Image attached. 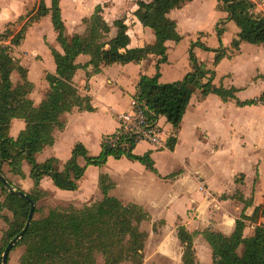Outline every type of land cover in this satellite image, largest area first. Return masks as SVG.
I'll return each instance as SVG.
<instances>
[{"label": "crops", "instance_id": "0c3cea01", "mask_svg": "<svg viewBox=\"0 0 264 264\" xmlns=\"http://www.w3.org/2000/svg\"><path fill=\"white\" fill-rule=\"evenodd\" d=\"M40 1L0 0V33L37 9ZM152 1L61 0L66 35L69 38L84 36L83 20L91 18L100 6L111 28L109 39L116 38L119 33L115 22H122L130 39L129 49L154 45V32L135 16L139 2ZM251 1L258 6L256 16L264 17L261 7L264 0ZM44 2L51 7L52 0ZM168 17L176 23L182 40L166 45L165 63L159 64L161 57L151 55L140 63L102 65L101 71L95 74L92 66L85 67L91 60L89 55L76 58L80 67L73 82L81 97L91 99L93 111L75 108L65 114L62 117L65 128L54 131V144L38 153L36 161L43 164L55 158L63 165L71 159L77 144L83 145L89 156L98 157L104 138L118 129L119 115L129 110L141 77L152 78L159 72L160 84L181 82L194 70L191 53L208 71L203 83L214 74L212 84L217 88L235 89L236 100L224 102L216 94L202 98L198 90L192 96L178 131L163 117V126L174 134L168 148L154 151L147 144H140L133 152L140 157L149 155L155 172L125 156L120 159L111 156L103 167L88 166L76 191L56 188L50 177L41 180L40 189L61 203L83 209L103 199L100 177L104 174L113 184L109 196L126 206L137 205L149 215V220L141 224V229L149 235L143 264H183L184 247L178 238L179 226L193 235L196 263L213 264L212 249L203 233L213 231L230 236L242 214L251 217L262 205L259 195L263 194V186L256 188L254 197L249 194L255 177L260 175V184L264 176V108L256 103L264 96V44L240 41V28L229 19L218 0H189L181 9L171 11ZM57 38L48 15L29 27L21 44L11 51L14 60L27 71V79L33 86L29 98L36 108L41 106L50 90L48 74L56 75L52 50L63 53ZM218 55L222 58L215 63ZM11 79L13 83L21 81L16 72ZM252 101L251 105L238 104ZM25 129L24 120H12L10 138L16 140ZM174 139L176 142L171 149ZM78 164L85 166V159L78 158ZM3 172L25 194L34 190L28 162H23V177L12 174L9 165H4ZM239 177L245 178L241 188ZM227 184L230 185L228 190L225 189ZM239 189L250 206L246 207L237 198L232 199ZM223 196L228 198L223 199ZM247 222L251 221H246L244 235L251 237L254 232L249 234L248 231L253 228L247 227Z\"/></svg>", "mask_w": 264, "mask_h": 264}, {"label": "trees", "instance_id": "16d2710c", "mask_svg": "<svg viewBox=\"0 0 264 264\" xmlns=\"http://www.w3.org/2000/svg\"><path fill=\"white\" fill-rule=\"evenodd\" d=\"M188 1L153 0L150 3H138L135 16L156 36L154 45L143 48H128L130 39L122 22H115L119 33L116 38L109 39L111 28L104 20L100 6L91 18L83 20L86 26L84 36L67 37L60 7L61 0H52L50 8L41 0L37 9L19 18L16 23L9 24L0 33V40L4 42L0 46V172L14 190L22 191L3 172V167L9 165L12 174L23 177L24 161L31 166V178L35 188L27 195L35 205L40 196L45 194L40 189V182L44 177H50L55 187L62 191H76L87 167H103L111 156L116 159L125 156L149 166L155 172L149 155L140 157L134 155L133 151L123 154L110 149L104 143L102 153L98 157L89 156L86 148L77 144L71 159L63 165L55 158L39 164L36 155L54 144V131L65 128L62 120L65 114L71 113L75 108L93 111L91 99L81 97L73 82L80 67L76 64V58L82 54L89 55L91 60L85 67L92 66L95 74L101 71L102 65L140 63L151 55L161 57L159 64L165 63L168 50L166 45L170 42L177 44L182 40L176 23L168 15L173 10L181 9ZM218 2L228 12L229 19L234 20L240 28V41L252 45L264 44V17L250 14V10L255 7L251 0ZM48 15L52 18L63 53L52 50L57 66L56 75L48 74L50 90L41 106L36 108L29 98L33 86L27 79V71L14 60L11 51L13 47L21 44L29 27ZM23 22V26L16 30ZM221 58L222 56L218 55L215 63ZM190 59L194 70L183 81L160 84L158 72L152 78L142 76L138 85L139 98L147 102L155 116L165 117L175 131L180 129L196 91H201L202 98L216 94L224 102L236 100L235 89L217 88L212 84L214 74L207 83H203L208 71L198 64L193 53L190 54ZM14 72L21 78L18 83H13L11 79ZM238 104L244 106L254 102ZM14 119H22L26 123L25 131L16 140L9 136L10 125ZM175 142L174 139L170 143L171 149L174 148ZM80 157L86 161L83 167L78 164ZM0 187L2 193H5L4 201H0V210L7 209L14 215L13 221L5 218L9 229L2 239L5 244L0 248V264L9 242L25 229L24 236L12 249L13 251L17 247H25L20 264H143L149 235L141 229V224L149 220V215L137 205L126 206L117 198L109 196L113 184L108 176L103 174L100 177V187L104 195L101 201L83 209L70 206L67 209L51 210L40 219L33 217L29 226L27 222L31 208L28 200L10 194L7 186L1 181ZM227 198L223 196V199ZM236 198L237 195L232 197ZM238 200L245 203L246 207L251 205L244 201L242 195L238 196ZM260 211V218H264L263 206L257 208L252 217L242 214L230 236L213 231L203 233L212 249L213 264H264V223L255 228L251 237L244 235L246 221L257 222ZM37 212L38 210H35V213ZM178 238L184 247L183 264H197L193 235L185 227L179 226Z\"/></svg>", "mask_w": 264, "mask_h": 264}, {"label": "built area", "instance_id": "2783aa9c", "mask_svg": "<svg viewBox=\"0 0 264 264\" xmlns=\"http://www.w3.org/2000/svg\"><path fill=\"white\" fill-rule=\"evenodd\" d=\"M257 7L255 5L250 10V14L257 15ZM261 7L264 9V3ZM3 44L4 42L1 41L0 45ZM256 103L264 108V96L257 99ZM162 118V116H155L147 102L136 95L130 102L129 110L119 115V127L116 132L106 136L103 143L110 149L123 154L134 152L133 148L140 144H147L154 151L167 149L174 134L166 130L162 124Z\"/></svg>", "mask_w": 264, "mask_h": 264}, {"label": "rangeland", "instance_id": "374dc122", "mask_svg": "<svg viewBox=\"0 0 264 264\" xmlns=\"http://www.w3.org/2000/svg\"><path fill=\"white\" fill-rule=\"evenodd\" d=\"M23 24H24V22L19 24L16 27V30H19L23 26ZM0 42H1V40H0ZM262 174H264V168H263ZM251 175L252 174H250V178H251ZM258 176H260V175H257V177H255L254 184L250 186L251 193L249 194V196L250 197H254V192H255L256 188L258 186H260V185L263 186V189H262L263 194L259 195V200L262 202L261 206L264 207V176H263V179L261 180L262 184L261 183L259 184L260 180H259ZM239 178H238V185L241 188L244 185L245 178H242V177L240 179ZM251 179H250L249 183L251 182ZM225 189L226 190L230 189V185L227 184L225 186ZM7 191H8V189H7ZM234 193H238L237 194V199H238V196H240L243 192H242L241 189H239V190L235 191ZM4 199H5V193H2V189L0 187V201L3 202ZM70 206H72V205L68 204V203H61V201H59L53 195H51L49 193H45V194L40 196L39 202L36 205V210H38V212L34 214V218L35 219H40L42 217H45V215H47V213H49V211H51V210L67 209ZM257 208H259V207H257ZM256 209H255V211H256ZM255 211H254L253 215L255 214ZM260 214H261V211L259 212V216H258V221L257 222H255V220L251 221V222H247V227L253 228V230H249L248 231L249 234H250V232H254L255 228L259 224L264 223V218H260ZM5 218H7L8 221H13L14 215H13L12 212H10L7 209L0 210V248L1 247L3 248V245L5 244V242H3L2 239H3V236L5 235V233L9 229V223L6 221ZM24 251H25V247H23V246L22 247H17L13 251H11L10 256H9L8 264H20L21 258H22L23 254H24ZM124 264H130V263H124Z\"/></svg>", "mask_w": 264, "mask_h": 264}, {"label": "water", "instance_id": "95a60500", "mask_svg": "<svg viewBox=\"0 0 264 264\" xmlns=\"http://www.w3.org/2000/svg\"><path fill=\"white\" fill-rule=\"evenodd\" d=\"M0 181L5 185L7 186L8 188V191L10 194H14L20 198H23V199H26L28 200V202L30 203V214H29V217H28V222H27V226L30 225L31 221L33 220V217H34V214H35V210H36V205L35 203L32 201V199H30V197L25 194L24 192L22 191H16L14 190L8 183L7 179L5 178V176L0 172ZM25 230H23L16 238H14L10 243L9 245L7 246V248L5 249V252L3 254V258H2V264H8V259H9V255L12 251V249L14 248L15 244L18 242V240H20L24 234H25Z\"/></svg>", "mask_w": 264, "mask_h": 264}]
</instances>
